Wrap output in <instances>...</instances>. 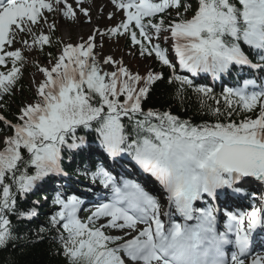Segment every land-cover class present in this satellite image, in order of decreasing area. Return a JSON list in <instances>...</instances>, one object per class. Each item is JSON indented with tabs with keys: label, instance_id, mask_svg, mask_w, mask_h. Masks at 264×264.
Returning a JSON list of instances; mask_svg holds the SVG:
<instances>
[{
	"label": "snow or ice",
	"instance_id": "1",
	"mask_svg": "<svg viewBox=\"0 0 264 264\" xmlns=\"http://www.w3.org/2000/svg\"><path fill=\"white\" fill-rule=\"evenodd\" d=\"M74 3L75 8L69 0H0V68L6 69L0 70V98L13 94L22 78L27 61L24 50L43 51L53 42L56 23L49 22L46 13L55 12L70 21L77 20V10L89 16L82 0ZM112 3L125 19L75 45L57 41L61 51L52 57L54 63L36 65L43 79L36 86L35 99L19 109L16 123L5 121L13 133L4 137L0 148V248L18 238L10 215L18 219L37 215L35 207L18 209V197L38 189L46 177L62 174L63 149L80 148L85 137L77 136V129L94 127L109 157L126 153L158 181L168 210L162 213L159 197L140 183L117 179L97 164L85 175L107 194L98 195L90 215L79 216L85 204L82 195L58 191L52 201L58 210L49 217V225L59 232L68 264H246V260L264 264V253L251 250L254 233L264 230V206L225 210L222 229L219 209L213 204L196 206L206 197L218 199L228 189L240 193L238 182H246L245 178L264 183V81L246 78L217 94L212 87L194 84L180 74L204 72L219 78L234 67L264 68V0H197L191 17H186L191 4L182 0ZM170 9L176 10L175 18L168 19ZM162 32L169 34L165 40L173 41L179 69L168 49L154 42ZM97 34L128 36L132 45L139 46L141 56H154L170 70L167 82L177 85L179 102L191 89L200 109L217 117L216 121L193 124L167 110L145 111L143 101L164 80V73H133L111 56L103 63L114 65L115 70H103L94 53ZM16 43L21 47L14 48ZM245 47L260 63L253 62ZM242 113H255V118L232 119ZM124 118L131 124L130 131ZM0 120L5 118L0 115ZM131 233L135 234L125 239Z\"/></svg>",
	"mask_w": 264,
	"mask_h": 264
},
{
	"label": "trees",
	"instance_id": "2",
	"mask_svg": "<svg viewBox=\"0 0 264 264\" xmlns=\"http://www.w3.org/2000/svg\"><path fill=\"white\" fill-rule=\"evenodd\" d=\"M184 3H190L191 9L186 13V17H191L193 15L196 7L197 0H182ZM183 11V9H180ZM171 17L168 19L175 18V9H170ZM164 33V32H162ZM161 33V34H162ZM161 34L159 39H155V42L161 44ZM116 37H121V35H116ZM125 37V38H124ZM124 40L127 42L126 47L132 46L130 38L124 35ZM45 45L43 51L37 49L41 60H52L54 55V50L52 45ZM134 49L139 51V46L134 45ZM245 52L248 54L250 50L245 47ZM49 53L52 55L49 56ZM27 57V56H26ZM149 59L147 55L143 56ZM10 65V64H9ZM32 66V62L27 57V61L23 66L22 74L26 69ZM178 69V68H177ZM152 70L154 72H163L164 80L157 82L150 91L149 96L143 101V109L147 111L149 108L158 109L160 111H170L172 114L179 116L183 120H190L193 124H200L204 121L214 123L217 117L212 116L207 110H201L200 106L196 100L195 95L192 93L191 89H187L186 98L183 103L179 102L175 98V89L177 85H170L167 82V77L170 74V70L163 66L158 61L155 60L154 56L150 57L149 63L145 66L141 75L146 74L147 71ZM180 74L185 75L183 71ZM193 80L194 84H202L201 82L189 77ZM215 93L219 94L223 90L212 87ZM24 95L35 99V95L30 92L29 86L20 79L18 85L13 91V94L6 95L0 98V112L3 116L8 118L12 123L17 122L19 112L15 107L11 105H20L21 97ZM244 115H251L255 117V113L245 114L242 113L240 116H233L232 119L237 122L244 117ZM221 122L225 121V117H219ZM123 122L127 125L128 130H131V124L128 122L127 118L123 119ZM10 129L0 123V134L7 135ZM77 136H84L85 142L92 143L98 139V134L93 129H83L82 127L77 129ZM71 140H69L70 142ZM3 144L1 148H3ZM87 144L81 145L77 151L69 150L67 148L63 149L62 165L73 174L80 173L83 168L89 167L87 163ZM25 155L26 152H25ZM44 181V180H43ZM41 182V181H40ZM40 185V183H39ZM34 189L32 193L28 194L24 198L17 199L18 209L27 210L35 207L37 215L31 219H18L16 215H10V220L13 226V233L16 239H13L7 243L6 247L0 248V264H68V261L63 255L62 246L58 240L59 232L57 229L52 228L49 225V217L54 213L45 214L44 209L46 206H35L34 199L43 195L40 190ZM43 227L47 229L45 232H40V228ZM60 232L63 230L60 229Z\"/></svg>",
	"mask_w": 264,
	"mask_h": 264
},
{
	"label": "rangeland",
	"instance_id": "3",
	"mask_svg": "<svg viewBox=\"0 0 264 264\" xmlns=\"http://www.w3.org/2000/svg\"><path fill=\"white\" fill-rule=\"evenodd\" d=\"M70 3H73V6H75L74 0H69ZM106 6L104 11L99 14V17L101 21L99 23H96L95 25H92L89 23V19L86 18L84 22L80 21V13L77 10V20L75 21H70L64 18L62 15H58L57 13H46L48 16L49 22H55L56 27L58 30V39L62 43H72V44H77L81 43L83 41H86L90 35H92L94 32H103L104 30L111 28L115 26L116 24L120 23L122 20L125 19L123 11L119 10L115 7V5L111 2L108 1L106 2ZM83 7H86L84 5ZM111 15V18H109V14ZM84 16V15H83ZM67 29H71L70 33L67 32ZM45 33L48 32V26L44 25L42 29ZM104 35L101 36L99 34L96 35L95 38V48H94V53L97 54V57L101 58V66L106 69V71H113L112 70V65L111 64H104L103 60L107 56L113 57L115 61H122L123 64L130 69L132 72H139L145 64L146 60L143 59V57H139L138 60L136 61V66L132 67L128 65V60L130 56L134 54V51L132 48L129 49H124L123 44H120L118 41H112V42H107L104 41ZM171 43L172 40H171ZM13 47H21L20 43H16L13 45ZM61 51V44L59 43V47L56 48L55 51V56L59 54ZM24 53L28 54L31 58L35 56V51L34 50H24ZM170 54V51H169ZM171 56V54H170ZM36 65H41V66H50L49 62H40L36 61L35 63V68L31 71H29L26 74V81L27 83L35 84L36 86L39 84V82L43 79L42 73L38 71V68ZM139 69V70H138ZM30 101H27L25 103H30ZM24 103V104H25ZM12 135V132L9 134V136ZM2 143V136H0V146ZM42 200L39 202V205L43 204ZM109 231V234L112 235H123V233L115 231V230H106ZM131 233L128 237H125V239L131 238ZM128 264L130 261H128ZM246 264H248V261L246 260Z\"/></svg>",
	"mask_w": 264,
	"mask_h": 264
},
{
	"label": "bare ground",
	"instance_id": "4",
	"mask_svg": "<svg viewBox=\"0 0 264 264\" xmlns=\"http://www.w3.org/2000/svg\"><path fill=\"white\" fill-rule=\"evenodd\" d=\"M108 1L112 2V0H108ZM106 2H107V0H82V6L86 5L85 8H87L89 10V16L85 17V16H83V14L80 13V15H81L80 21L84 22L87 18V19H89V23L92 25L99 23L101 21L99 14L102 13V11H104L105 6L107 5ZM73 7L75 8V6H73ZM70 31H71V29H67L68 33H70ZM95 55H96L97 61L100 62V66H101V58L97 57V54H95ZM101 68L106 71V69L103 68L102 66H101ZM238 183L242 187V190H244L245 189L244 183H242V182H238ZM226 192H227V194H224V192H222L221 196H223V197L224 196H230L232 194V191H226ZM101 193H104L106 195V191L101 192ZM205 199L207 201H210V199L207 197ZM223 200H224L223 198L222 199L219 198V199L214 200L213 203L223 202ZM252 204H254L255 206L257 205V207L264 206V199H261V200L256 201V202L252 201ZM261 248H264V230L258 229L256 231V233H254V236H253L252 249L257 250V249H261Z\"/></svg>",
	"mask_w": 264,
	"mask_h": 264
}]
</instances>
